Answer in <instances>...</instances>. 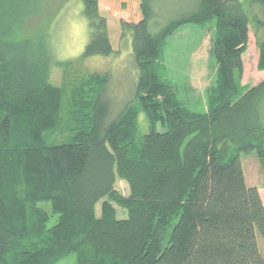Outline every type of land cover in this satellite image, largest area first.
Returning a JSON list of instances; mask_svg holds the SVG:
<instances>
[{
  "label": "trees",
  "instance_id": "1",
  "mask_svg": "<svg viewBox=\"0 0 264 264\" xmlns=\"http://www.w3.org/2000/svg\"><path fill=\"white\" fill-rule=\"evenodd\" d=\"M81 1L83 56L120 53L130 35L136 103L109 120L110 73L64 69L69 85L52 83L49 22L17 36L40 0H0V264H56L71 253L78 264H264V203L241 158L254 152L264 164V80L246 91L240 83L245 2L190 0L156 27L160 0ZM247 2L264 10V0ZM190 23L213 31L202 111L180 96L164 60ZM259 51L264 70V40ZM140 112L149 123L141 137Z\"/></svg>",
  "mask_w": 264,
  "mask_h": 264
},
{
  "label": "rangeland",
  "instance_id": "2",
  "mask_svg": "<svg viewBox=\"0 0 264 264\" xmlns=\"http://www.w3.org/2000/svg\"><path fill=\"white\" fill-rule=\"evenodd\" d=\"M167 1V2H165ZM251 23L249 31L248 48L243 53L244 71L240 83L241 90H247L264 80V70L258 69L259 63V41L264 40V24L258 25L256 19L264 21V10L260 6L248 7ZM160 0L161 7H155L156 20L153 22L157 27L163 23V18L169 20L176 13L186 12L185 7L190 0ZM166 3V4H165ZM175 4V5H174ZM28 18L24 20L21 30L17 36L36 35L38 29L48 21L50 34L45 35L51 64V82L55 84H67L73 78L74 73H66L65 70L80 69L79 75L85 76L93 73H110V80L104 97L109 105V120L114 119L118 113L127 105L136 103L135 87L138 79V67L133 60L130 35L124 39L120 53L109 56L94 55L85 57L83 51L90 39L88 20L83 13V2L81 0H40ZM178 16V15H177ZM158 19V20H157ZM165 20V21H166ZM211 28H203L193 23L183 26L169 39L165 48L164 60L167 64L168 77L172 82L180 86V96L195 110L206 109V91L213 82L214 70L211 67L209 48L211 46ZM133 56V57H132ZM58 61H65L63 65ZM88 73V74H87ZM139 137L149 130L147 115L139 113ZM159 129L163 130L160 126ZM244 172L248 185L260 188V194L264 203V164L256 153H241ZM116 188L123 194H129V186L124 180L118 179ZM51 214L49 225L56 221V216L51 213L50 206L41 204ZM100 206V204H99ZM118 216L126 217L127 212L117 207ZM100 213V208L97 207ZM258 242L260 250L264 255V239L259 235ZM56 264H78L77 257L71 253Z\"/></svg>",
  "mask_w": 264,
  "mask_h": 264
},
{
  "label": "crops",
  "instance_id": "3",
  "mask_svg": "<svg viewBox=\"0 0 264 264\" xmlns=\"http://www.w3.org/2000/svg\"><path fill=\"white\" fill-rule=\"evenodd\" d=\"M259 190H260V188H259Z\"/></svg>",
  "mask_w": 264,
  "mask_h": 264
}]
</instances>
